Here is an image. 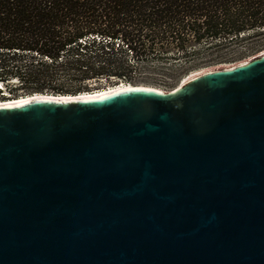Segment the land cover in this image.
<instances>
[{
  "label": "water",
  "instance_id": "water-1",
  "mask_svg": "<svg viewBox=\"0 0 264 264\" xmlns=\"http://www.w3.org/2000/svg\"><path fill=\"white\" fill-rule=\"evenodd\" d=\"M0 264H264V52L1 106Z\"/></svg>",
  "mask_w": 264,
  "mask_h": 264
},
{
  "label": "trees",
  "instance_id": "trees-1",
  "mask_svg": "<svg viewBox=\"0 0 264 264\" xmlns=\"http://www.w3.org/2000/svg\"><path fill=\"white\" fill-rule=\"evenodd\" d=\"M254 31L264 36V0H0V84L19 97L140 85L137 61L193 60L188 48L205 43L213 51L202 65L236 62L264 39L238 54L223 49Z\"/></svg>",
  "mask_w": 264,
  "mask_h": 264
},
{
  "label": "rangeland",
  "instance_id": "rangeland-1",
  "mask_svg": "<svg viewBox=\"0 0 264 264\" xmlns=\"http://www.w3.org/2000/svg\"><path fill=\"white\" fill-rule=\"evenodd\" d=\"M262 37L264 36L259 35V31L250 32L243 38L244 40L237 43L229 44V46L225 47L223 50L228 54H238L244 52L245 50H248V48H250L251 46L258 44L262 39H264ZM210 47L211 46L209 44L205 43H202L200 45L195 44L191 47L192 49H190L189 47L188 50H190L191 52L194 50L198 52L196 58L192 60L191 57L189 61H183L184 59H182V56L163 58L160 60L149 59L146 61H137V70L134 71V73H132L131 75L133 81L132 83H137L140 85H149L153 86L154 88H161L166 90L167 92L175 91L182 84V82L186 81L191 76H195L207 70L226 68V66H234L264 52V49H262L258 53H250L246 55L243 59L241 58V60L236 62L204 66L202 65L201 59L206 58L207 56H209L210 52L213 51V49H211ZM113 80L117 79H114L113 77ZM58 82L65 84L66 86L71 85L70 81L63 75L58 77ZM80 83L75 82L74 84L76 86ZM93 84V82L90 83V85ZM102 84L105 83L102 82ZM12 86L9 85V89L7 90L4 87V91L0 92V100H14V98L24 95L23 90H15ZM11 89H13L14 91L10 93Z\"/></svg>",
  "mask_w": 264,
  "mask_h": 264
},
{
  "label": "bare ground",
  "instance_id": "bare-ground-1",
  "mask_svg": "<svg viewBox=\"0 0 264 264\" xmlns=\"http://www.w3.org/2000/svg\"><path fill=\"white\" fill-rule=\"evenodd\" d=\"M230 67H233V66H230ZM230 67L226 66V68H230ZM219 69H225V68H219ZM192 77H194V76H191L186 81L182 82V84L179 87H182ZM133 86H136V85H133V84H130V83L121 82V84L119 83V84H116V85H111L108 88L105 87V88H102V89H99V90L96 89L93 92H85V93H81V94H77V95H61V94L56 95V94H47V93L34 94V95H31V96L25 95V97H20V98L14 99V100L13 99L0 100V107L1 106H13V105H18V104H25V103L31 102L33 100L65 101V100H76V99H83V98H103V97L108 96L110 94H113L115 92H119L120 90L131 89V88H133ZM139 86H145V87H148V88L157 89L158 91L162 92L163 94H173L177 90L176 89L175 91L167 92L164 89L157 88V87L154 88L153 86H149V85H139ZM4 87H5L4 84H0V89L1 90H3Z\"/></svg>",
  "mask_w": 264,
  "mask_h": 264
}]
</instances>
